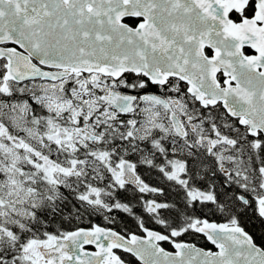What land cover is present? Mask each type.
<instances>
[{"label":"snow or ice","instance_id":"snow-or-ice-1","mask_svg":"<svg viewBox=\"0 0 264 264\" xmlns=\"http://www.w3.org/2000/svg\"><path fill=\"white\" fill-rule=\"evenodd\" d=\"M0 264H264V0H0Z\"/></svg>","mask_w":264,"mask_h":264}]
</instances>
